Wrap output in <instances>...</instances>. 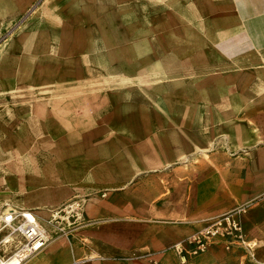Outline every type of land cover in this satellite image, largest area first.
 Segmentation results:
<instances>
[{
	"label": "crops",
	"instance_id": "obj_1",
	"mask_svg": "<svg viewBox=\"0 0 264 264\" xmlns=\"http://www.w3.org/2000/svg\"><path fill=\"white\" fill-rule=\"evenodd\" d=\"M38 1L0 46V211L51 234L24 264L222 262L168 249L264 193V0H0V34Z\"/></svg>",
	"mask_w": 264,
	"mask_h": 264
},
{
	"label": "built area",
	"instance_id": "obj_2",
	"mask_svg": "<svg viewBox=\"0 0 264 264\" xmlns=\"http://www.w3.org/2000/svg\"><path fill=\"white\" fill-rule=\"evenodd\" d=\"M80 208L79 203L68 204L61 215L53 216L48 223L56 225L62 222L66 227H71L83 221ZM243 211L244 207H241L224 217L207 222L202 229L172 245L168 250L180 257L197 256L217 241L226 243L227 249L230 241L244 244L242 225L238 219V214ZM29 215L30 212L14 209L0 211V264L10 259L17 260V264H24L50 241L51 234L42 229L32 215L30 219Z\"/></svg>",
	"mask_w": 264,
	"mask_h": 264
},
{
	"label": "rangeland",
	"instance_id": "obj_3",
	"mask_svg": "<svg viewBox=\"0 0 264 264\" xmlns=\"http://www.w3.org/2000/svg\"><path fill=\"white\" fill-rule=\"evenodd\" d=\"M40 2L41 1L35 2L22 17L16 19L15 23L11 25L9 29L0 34V46L9 41L11 37V39L17 38L23 31L24 22L28 23L31 22V19H35L34 17L38 14L41 7ZM30 10H32V12H30ZM31 16H33V18H31ZM96 71L97 74L98 72H101L99 67H97ZM104 84L105 83L102 82L101 85ZM20 89H24V87ZM26 89H28V87ZM24 99L25 98L23 97L16 98L18 101H24ZM241 207H244V211L238 214V219L242 225L243 239L245 243L242 244L240 242L230 241L231 244L227 249V245L226 243H223V241L214 242L212 245L218 244V246H215L216 248L221 249L225 254L228 253L227 256L222 258V262H218V264H264V193L252 200L239 203L236 208H233L220 216H216L213 219L224 217ZM249 233H252V235L258 233L260 235L259 237L262 239L249 240ZM145 254L143 260L149 261V264H157L156 260L153 259V261H151L149 253ZM160 254L163 253L161 252ZM200 255L189 256L190 258L188 260L190 261ZM188 260H186V262H189ZM219 261H221V259Z\"/></svg>",
	"mask_w": 264,
	"mask_h": 264
},
{
	"label": "bare ground",
	"instance_id": "obj_4",
	"mask_svg": "<svg viewBox=\"0 0 264 264\" xmlns=\"http://www.w3.org/2000/svg\"><path fill=\"white\" fill-rule=\"evenodd\" d=\"M31 219V217H29ZM2 264H17V260L10 259L8 261H3Z\"/></svg>",
	"mask_w": 264,
	"mask_h": 264
}]
</instances>
